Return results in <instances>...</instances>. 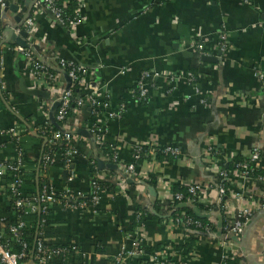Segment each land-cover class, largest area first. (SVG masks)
Returning a JSON list of instances; mask_svg holds the SVG:
<instances>
[{
	"label": "crops",
	"instance_id": "obj_1",
	"mask_svg": "<svg viewBox=\"0 0 264 264\" xmlns=\"http://www.w3.org/2000/svg\"><path fill=\"white\" fill-rule=\"evenodd\" d=\"M27 1L15 0L17 13L0 7L1 27L16 26L15 18L27 12ZM75 1L80 24L67 30L49 13H40L34 16L28 48L41 60L60 58L90 71L80 97L95 95L116 110L125 108L120 119L108 122L105 136L104 152L115 154L119 163H132L141 147L171 146L180 154L173 164L146 156L138 165L137 180L119 187L117 170L97 168L102 152L93 138L76 134L79 154L69 166L56 155L53 164L39 169L46 141L38 131L51 123L55 94L40 87L48 98L28 93L36 88L27 60L3 30L0 162L21 160L24 172H36L57 195L69 191L86 197L95 181L100 186L95 208L55 205L40 227L42 239L51 246L76 247L82 259L74 264H114L138 240L144 255L126 257L122 264H150L149 257L161 250L168 253L167 248L171 259L182 264H225L228 254L242 258L240 264H264V209L252 206L248 232L239 237L240 243L227 245L208 235L187 243L185 230L169 224L168 208L162 204L173 203L172 185L193 183L204 188L202 206L219 205L218 174L236 156L260 152L263 159L256 170L264 171V0ZM221 34L230 46L224 54L217 49ZM197 44L205 46V54L197 52ZM148 72L157 76L146 79L148 102L139 103L133 91ZM59 84L67 85L64 75ZM74 107L68 128L89 131L95 119L90 104ZM10 129L18 131L17 137L6 134ZM214 149L221 153L218 158L212 156ZM236 181L228 211L248 208L249 201L264 203L261 181ZM37 185L28 177L22 190L33 193ZM7 200L0 183V216L13 218L6 211ZM137 207L144 209L140 218ZM23 221L29 227L39 225L38 215H26Z\"/></svg>",
	"mask_w": 264,
	"mask_h": 264
},
{
	"label": "built area",
	"instance_id": "obj_2",
	"mask_svg": "<svg viewBox=\"0 0 264 264\" xmlns=\"http://www.w3.org/2000/svg\"><path fill=\"white\" fill-rule=\"evenodd\" d=\"M32 2L33 6L30 17L24 22L23 26L16 30V34H19L22 30H24L29 37V35L33 32L35 20L34 16L40 13H49V15H51V17L57 24L66 28L67 30L76 28L81 22L80 10H77L76 12L79 19L67 20L64 18L63 11L64 7L67 5L66 3L68 2V0L62 6L59 3V0H33ZM14 3L15 0H0V7L3 11H8L10 5H15ZM5 29L6 27H1L0 29V45L3 43V30L5 31ZM194 48L199 54H205L204 45L197 44L196 46H194ZM217 49L222 54L229 52V41L225 34H221L218 37ZM17 51H19L27 60L28 76L34 88L39 89L40 87L42 89L48 90L50 93L55 94L53 103L59 104V107L55 114V121L59 125L60 129H58V131H54L49 127L50 122L45 123L42 128L48 130L47 135L44 137L46 143L60 142L61 145L65 147L63 151L57 154L63 159L65 165L69 166L72 163L73 159L79 154L74 140L76 133H74V130L68 128L67 121L69 120L70 115L74 110L73 108H75L74 106H76L77 108H82L84 105H86V103H89L95 119L92 123H90V125L87 126V128L89 130L88 132H90V134L92 135L95 148H97V150H100V153L102 152V155L98 157V159L106 164H114L117 166L116 177L118 182L117 185H119V187H121L122 184L127 183V181L129 180H137L138 165L141 161H143L142 152H144L145 147L138 148L134 151L133 162L129 164H124L122 163V161L119 163L118 157L115 154L112 155L104 152V149L106 148L105 136L107 133L108 122L115 119H120L125 112V108L121 106L120 109L116 110L112 108V105L107 99H100L95 95L88 96L87 99H84L79 95L76 96L72 89L73 85L79 84L81 87L85 84L86 78L90 74V71H88L82 65L60 58L41 60L35 56L34 52L30 48L24 49L19 47L17 48ZM55 61L58 62V66L54 63ZM52 71L60 74L54 75ZM65 73L71 80V86L69 89H67V85H63V87H60L59 84L60 77ZM155 76L157 75L151 72L145 73L143 77L136 83L133 94L139 103L148 102L149 89L146 85V79ZM190 77L191 75L188 76V78ZM2 88L5 89L4 86H2ZM6 134L17 137L18 131H16L15 129H10L9 131H6ZM146 148L147 151L145 153V156H151L150 158L155 159V150H152L154 147ZM163 148H165L163 150V153L165 155H171L175 158H178L180 153L176 148L171 146H165ZM211 153L212 156H217L215 149ZM55 159L56 155L51 156L50 154H43L41 156L39 169L40 167L42 169L43 167H47L53 164L55 162ZM247 159L249 160L248 164L238 166L240 168V171H236L234 174L228 175L225 171L221 170L218 174V183H216L215 188L216 190H218L221 199L219 201V205L211 206H215L219 210H221L219 212L211 211L208 214L213 215V217L215 218L219 215L222 216L224 221L222 237L217 236L218 231L217 233H215L214 231L210 230L209 227L204 226L202 223L193 221L185 213H182L180 216H175L173 213L175 211V204H173L174 202L178 203V205L185 203L188 206L193 207L196 200H198V203L204 201V198L202 196L204 188H202L198 184L192 183L186 185L188 192L191 195V197L187 198L186 201H184L185 198L182 193L174 192V185H172L173 203L170 204L169 201L162 202L163 205H166L169 211L166 214L168 215L167 220L169 221V224L173 228L184 229L187 239H198L201 235H208L216 239V241L219 240L222 241L223 244L229 245L231 243V237L239 238L245 232L248 225L247 223L250 221L252 215L254 214V209L252 208V206L255 208L256 206H258L259 208H256V210L264 209V203L261 204L260 202L254 201H249L250 206L248 208H240L236 213H233L232 211H228L226 209L227 199L229 198V196H232V188L237 184L236 179L243 180L251 178L250 173L252 171H257L256 168L263 158H261L260 152L254 151L250 155V157H247ZM22 166L23 164L21 160L15 163L0 162L1 190H3L4 188L3 182L6 180V178L14 174L24 172ZM255 180L261 181L262 185L264 186V178H258ZM234 181H236V183L232 184ZM23 185L24 180L21 176H19L16 180V184L11 188L15 200L10 204V199L7 197L8 200L6 206H10L13 209L20 210L23 213V215L18 220L16 216H13L12 219H15L16 225L11 227V235L9 237L5 236V232L3 231V228L5 227L3 222L7 217L0 216V264H59L58 260L60 262L65 261L68 255L71 254V252L77 255V258H81V253L78 249H76V247L57 246L55 248L51 245H48L41 237L40 227L41 225L46 224L47 217L55 205H62L65 209H85L88 207L95 208L99 201L100 186L98 185V182L95 181L92 184L90 202L86 200L85 196L76 195L69 191L64 194L57 195L53 191L50 184H45L43 186L42 191L39 193L36 199L25 200L19 197ZM32 214L38 215L39 225L37 229L35 253L31 256L26 253L27 244L24 243L22 239L21 231L23 229L31 227L26 225V223L23 221V218L26 215ZM141 216L142 214L140 212L137 213L138 218H140ZM191 226H193L194 229ZM16 244H19L23 248L22 252L17 253L14 251ZM167 250L168 253L161 250L154 256L149 257L150 264H182L181 260H172L171 256L168 255L170 253V249L167 248ZM143 255L144 250L141 246V240H138L134 242L132 250L122 252L115 260L114 264H122L126 257L132 259H141ZM235 257L237 256L234 254H228V257L225 259L224 263L227 264L228 260H233Z\"/></svg>",
	"mask_w": 264,
	"mask_h": 264
},
{
	"label": "trees",
	"instance_id": "obj_3",
	"mask_svg": "<svg viewBox=\"0 0 264 264\" xmlns=\"http://www.w3.org/2000/svg\"><path fill=\"white\" fill-rule=\"evenodd\" d=\"M65 2H67V0H59V3L61 4V6ZM66 4L67 5L64 7V11H63L64 18L67 19V20L68 19H71V20L79 19L78 16H77V13H76V11H77L76 1L75 0H68V2ZM0 29H1V25H0ZM54 63L58 66V62L55 61ZM52 73L54 75L60 74V73H56V72H53V71H52ZM72 89L74 91V94L76 96H78L79 95L78 93L80 91V85L79 84H74ZM49 127L52 128L54 131H58V128L56 126H53L51 123H50ZM47 132H48V130L40 128V130L38 131V135L41 138L44 139V137L47 135ZM64 148L65 147L62 146L60 142H52V143L47 142L43 154H50L51 156L57 155L58 153L63 151ZM164 149L165 148H163V147H154L152 150H155L154 152H155V156H156L157 160H159L161 162L162 161H167V162L173 164L176 161V158L174 156H171V155H165L163 153ZM146 151H147V148H144V152H142V155H143L142 158L143 159H145V157H146L145 156ZM215 152L217 153L216 157L218 158L221 155V153H220V151L218 149H215ZM248 163H249V160L246 157L236 156V157L232 158V161L230 163L227 164V167L223 165V168H224L223 170L228 175H232L236 171L237 172L240 171V168L238 166L245 165V164H248ZM19 176H21L24 181L28 177H31L34 181L37 180V184H38L37 185L38 186L37 190L35 192H33V193H27V192H25V191H23L21 189V193L19 194V197H21L22 199H25V200L36 199L38 197L39 193L42 191L43 186L45 185V182L42 180V178L41 177L38 178L36 172H20V173L14 174L12 176H9L3 182L4 183V188L2 190V193L6 194L7 197L10 199L9 200L10 204L15 200V197L12 194L11 188L16 184V180L18 179ZM250 177L254 178V179L264 178V171L263 170L252 171L250 173ZM173 189H174L175 193H182L183 194V196L185 198L184 201H186L187 198L191 197V195L189 194L188 189H187L186 186L174 185ZM90 198H91L90 195L86 196V200L88 202H90ZM174 204H175L174 205L175 206V208H174V210H175L174 211V215L175 216H180L182 213H185L193 221H198V222L202 223L204 226L209 227L210 230H212L214 232H217V225L212 222V219H214L215 217H211L210 219H204V220L198 219V218H196L194 216L191 208L176 209L178 207V203L175 202ZM194 206L195 207H199L200 210L202 212H204V213H209L211 211L219 212L221 210V209L219 210L215 206L204 207L200 203H198V200H196V202L194 203ZM137 208H138L137 209L138 213L144 211L143 208H140V207H137ZM156 210L160 211L158 205H156ZM6 211L8 212V214L16 216L17 220L23 215V213L20 210L13 209L10 206L6 209ZM250 222H248L247 224L250 225ZM3 223H4V226H5L3 228V231L5 232V236L9 237L11 235V232H10L11 227L16 225L15 219H12V218H10L8 216ZM191 227L194 229L193 226H191ZM37 229H38V225H32L30 228L23 229L21 231L22 239H23L24 243L27 244L26 253L28 255H31V256L34 255V253H35V247H36L35 245H36V240H37ZM192 241H193L192 239H189L187 243H190ZM53 247L56 248L57 246H53ZM186 247L188 249H190L191 245L186 244L185 248ZM14 251L17 252V253L18 252L20 253V252L23 251V248L19 244H16V247L14 248ZM76 259H77V255H75L73 252H71V254L68 255V257H67V259L65 261L60 262L58 260V263L59 264H74ZM242 260H243L242 258L235 257L233 260H228L227 264H240V262Z\"/></svg>",
	"mask_w": 264,
	"mask_h": 264
},
{
	"label": "water",
	"instance_id": "obj_4",
	"mask_svg": "<svg viewBox=\"0 0 264 264\" xmlns=\"http://www.w3.org/2000/svg\"><path fill=\"white\" fill-rule=\"evenodd\" d=\"M27 4H28L27 12L22 17L18 16V17L15 18V21H16L17 25L14 26V27H9V28L5 29L6 40L7 41H12L14 44H16L17 46H19L21 48H24V49L28 48V44L26 42V40L28 38V34L24 30H22L19 34H16V30H18L21 26H23L24 22L26 20H28L29 17H30V13L32 11L33 2L28 0ZM18 10H19L18 6L10 5L8 11H11L12 13H17ZM204 60L211 61V62L212 61L216 62V59L212 60L210 58H204ZM64 78H65V80L67 82V89H69L70 86H71V80H70V78L68 77V75L66 73L64 74ZM28 93L31 94V95H34L36 97H45V98L49 97V94L47 92H44V91H41V90H38V89L30 90ZM58 107H59L58 103L54 104L53 113L50 116V121H51V124L53 126H56L58 129H60L59 125L55 121V114H56V111H57ZM75 133L77 135L84 136V137H87V138H91L92 137L90 132H88V131H86L84 129H79ZM96 164H97V168L100 171H104V170H107V169H110L112 171H116L117 170V166L116 165H114V164H106V163H104L103 161H101L98 158L96 159ZM128 182L130 183V182H132V180H129ZM187 208H191L194 216L196 218H198V219L204 220V219H210L211 217H213V215H211V214L202 212L199 207H195V206L190 207V206H188L185 203H182V204L178 205L177 209H187ZM216 219H217V224L216 225H217V231H218L217 236L218 237H222V230H223V227H224V221H223L222 216H220V215L217 216ZM246 232H248V229L246 230ZM245 236H243V238ZM230 239H231L232 242L240 243L238 237H231Z\"/></svg>",
	"mask_w": 264,
	"mask_h": 264
}]
</instances>
